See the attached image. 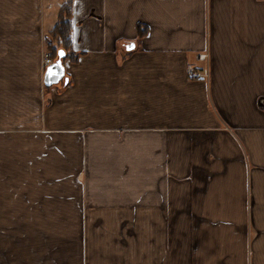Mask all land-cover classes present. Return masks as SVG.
Returning <instances> with one entry per match:
<instances>
[{"label":"crops","instance_id":"1","mask_svg":"<svg viewBox=\"0 0 264 264\" xmlns=\"http://www.w3.org/2000/svg\"><path fill=\"white\" fill-rule=\"evenodd\" d=\"M64 1L0 0V264H264V0H74L48 86Z\"/></svg>","mask_w":264,"mask_h":264},{"label":"trees","instance_id":"2","mask_svg":"<svg viewBox=\"0 0 264 264\" xmlns=\"http://www.w3.org/2000/svg\"><path fill=\"white\" fill-rule=\"evenodd\" d=\"M74 0H65L60 13V19L55 29L52 31L48 40L49 50L51 51L52 59H58L59 51L66 53L65 58H77V53L73 50L72 43V11ZM147 33V27L140 26L139 37L143 38Z\"/></svg>","mask_w":264,"mask_h":264},{"label":"water","instance_id":"3","mask_svg":"<svg viewBox=\"0 0 264 264\" xmlns=\"http://www.w3.org/2000/svg\"><path fill=\"white\" fill-rule=\"evenodd\" d=\"M133 48H135L134 43L128 46V49H133ZM60 53H63V55H60ZM65 55L66 53L60 50L58 59L47 67L44 78L46 85L50 86L56 84L65 78L66 70L63 62V58L65 57ZM57 65H59V67H56ZM49 69H51L53 73H58V74L54 76H49ZM65 79L68 80L67 78Z\"/></svg>","mask_w":264,"mask_h":264},{"label":"built area","instance_id":"4","mask_svg":"<svg viewBox=\"0 0 264 264\" xmlns=\"http://www.w3.org/2000/svg\"><path fill=\"white\" fill-rule=\"evenodd\" d=\"M199 58L202 59V60H204V59L207 58V54H206V53H204V54H200V55H199ZM52 62H53V59H52V57H51L50 52H49V53H48V52L45 53V57H44V66L47 67V66H49ZM190 74H191L193 77H198V75H199V73H198L196 70H194V69H192V70L190 71Z\"/></svg>","mask_w":264,"mask_h":264},{"label":"snow or ice","instance_id":"5","mask_svg":"<svg viewBox=\"0 0 264 264\" xmlns=\"http://www.w3.org/2000/svg\"><path fill=\"white\" fill-rule=\"evenodd\" d=\"M60 55H63V53H60ZM56 67H59V65H57ZM58 73H53L51 69H49V76H54L57 75Z\"/></svg>","mask_w":264,"mask_h":264}]
</instances>
